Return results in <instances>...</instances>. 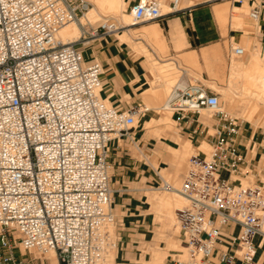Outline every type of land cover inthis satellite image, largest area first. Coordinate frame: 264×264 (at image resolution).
Wrapping results in <instances>:
<instances>
[{
  "label": "built area",
  "instance_id": "built-area-1",
  "mask_svg": "<svg viewBox=\"0 0 264 264\" xmlns=\"http://www.w3.org/2000/svg\"><path fill=\"white\" fill-rule=\"evenodd\" d=\"M222 1L232 11L252 1L249 18L261 19L263 0ZM179 2L163 13L157 0H141L130 12L136 25L159 22L177 13ZM91 7L87 0H0V264H24L18 250L54 251L59 264H110L117 224L111 144L149 108L111 106L101 96L102 63L87 61L80 47L124 26L108 19L93 33L81 26L77 42L59 39ZM231 50L246 55L242 46ZM163 110L178 121L203 110L215 118L200 132L210 150L204 153L202 142L189 158L181 187L162 180L164 191L187 202L177 211L186 257L170 264H253L264 242V187L241 182L263 171L241 151L242 123L201 82L176 83ZM227 226L238 236L220 250Z\"/></svg>",
  "mask_w": 264,
  "mask_h": 264
},
{
  "label": "crops",
  "instance_id": "crops-1",
  "mask_svg": "<svg viewBox=\"0 0 264 264\" xmlns=\"http://www.w3.org/2000/svg\"><path fill=\"white\" fill-rule=\"evenodd\" d=\"M140 1L128 0L129 9L139 4ZM172 1L164 0L169 5V8L172 6ZM227 3L222 0H180L179 6H177L179 8L177 13L168 14L158 23L140 24L141 26L139 27L137 25L130 27V29L128 28V30H131L128 32V42L120 40L118 33V37L115 34L93 39V43H96L93 47L94 50L85 48L83 52L87 61L96 59L104 67L102 98L107 99L114 107L125 110L137 106L148 107V105L156 106L159 104L160 99L155 95L154 89L156 90L160 87L153 85L158 80L156 70L148 61L147 53L144 51L153 55L155 53L144 39L133 41L129 35L130 32H138L151 44L153 40L150 39L146 30L154 25L159 27L165 39V46L162 51L165 54L169 53L170 56H181L185 62H191L190 57H196L197 63H191L203 69V78L206 81H209L210 74L221 79L224 78L226 50L227 46H232L233 40L235 43L249 49L246 61L250 60L252 53L257 50L264 64V0L260 21L254 22L250 18H245L244 26L247 32H235V35L232 32L231 24L224 27L217 15V10L225 9L224 6ZM161 23L165 25V28L161 26ZM124 43H128V45ZM141 48H143V52H139L138 49ZM165 62L168 61H164L163 64ZM176 66L178 67L177 64ZM181 73L179 84L181 86L191 84L187 71L182 70ZM148 108L149 111L140 116V118L152 119L159 116L155 108ZM250 109V106L243 109L246 116ZM257 113L258 111L249 118L252 119ZM174 122L178 126L173 132H167L161 136L159 133L161 129H157L160 137H154L145 130L139 131L134 128L129 132L128 136L114 140L111 144V182L115 191V213L119 216L117 264H144L139 261H133V251L128 250V223L135 226L136 223L142 221L138 220L137 212L140 206L136 200V194L139 192L136 185L149 175L150 170L151 172H158L155 165L163 170H169L173 163L183 162L184 158L179 153L183 152L187 145H191L192 149H195L197 153L202 142L207 143L208 141L200 133L202 128L214 125L211 121L202 118V115L193 114H189L181 121L174 117ZM162 123L166 122L162 121ZM239 144L249 163L260 167L262 163L260 159L264 157V130H256L248 126L244 127ZM184 176L182 175V179ZM249 178L258 179L259 175L254 172L245 180ZM160 198L156 202L157 207L159 206ZM129 215H133V218L128 220ZM158 218L160 222H163V227H170L169 223L163 220L160 215ZM145 221L144 219L143 224L136 226L137 229L139 227H147ZM130 231L137 232L134 228H131ZM143 233L146 234L145 232ZM222 233L224 240L223 248H220V250L230 249L238 236V230L233 226H227L222 228ZM129 237L137 238L139 234H132ZM257 242L260 243V240L258 239ZM154 256L157 259L161 257L158 251H155ZM212 262L213 264H222L216 258ZM236 264L242 263L237 262ZM253 264H264V242L261 243Z\"/></svg>",
  "mask_w": 264,
  "mask_h": 264
},
{
  "label": "rangeland",
  "instance_id": "rangeland-1",
  "mask_svg": "<svg viewBox=\"0 0 264 264\" xmlns=\"http://www.w3.org/2000/svg\"><path fill=\"white\" fill-rule=\"evenodd\" d=\"M260 1L261 0H257L258 3H260ZM157 2L161 4L163 13H167L170 11L169 5L166 4L164 0H157ZM224 7L226 9V14H227L226 26H229V24H231L233 34L235 35L237 32L238 33L247 32V29L244 26V19L249 18L250 11L253 8L252 1H250L249 3L246 2L242 6L236 4L234 7L235 9H233V11H232V5L230 3L225 4ZM240 12L242 15L240 14ZM125 13L130 14L128 0L126 1ZM105 17L106 18L99 19L97 22H94L92 25H86L87 24L86 23L85 24L86 26H84V29L88 33H93L94 30L100 24L105 22V19H112V20L116 19L118 21H122L120 15L109 14V15H106ZM129 21L131 23L133 20L131 19L128 20V23ZM151 23H158V22L152 21V22L143 23L141 25H148ZM141 25H138L137 27ZM161 26L165 28V25H163L162 23H161ZM78 27L80 28L81 25L79 24ZM116 36L118 37L117 33H116ZM130 36L133 39V41L136 39H141V38L146 41L150 49H152V51L155 53V55H153L152 53L147 52L148 53L147 56L151 60H153V64H156V66L154 65V68L155 67L157 68L158 65H160V62L163 63L164 61H171L178 65L177 67L174 64L172 66L173 68L169 69L170 71V72L168 71V74L170 75L168 76L169 78L164 77V75L157 76L158 78V80L156 81L157 85L155 83L153 85L155 87L159 86L160 88L156 90L154 89V91L161 90L164 88V86H166L164 97L160 99L159 104H157L156 106L148 105V107H150L151 109L155 108L157 114L159 115L157 118H152V119H158V118L163 117L164 115H168L170 121H168L167 123L169 124L162 123L156 120H155L156 121L155 123L153 122L152 124H150L152 120L151 118L148 119L146 117L145 118L139 117L137 119L136 126H135L137 130L139 131L145 130L149 132L151 135H153L154 137H160V135L162 136L166 134L167 132H173L177 129L178 125L176 124V122H174L173 113L169 111H164L163 107L168 101V97L171 94V90L173 86L176 83H178V81L181 79L182 70L187 71L191 84L201 82L205 84L207 87H209L210 89H212L213 92L217 93L220 96V102L222 104V107L226 111V113L239 119L240 123H242L243 128L248 126L256 130L258 129L264 130V99H263L264 96L260 95V93L256 94V93L251 92L244 76L238 77L237 79L233 81L234 83L229 84V81H230L229 77L232 72V66H233L234 61H239L242 59V57H237L231 50V47H236V45H239L235 43L234 40L232 42V46H227L224 78L221 79V78H218V76L210 74L209 81H206L203 78V69L201 67H198L191 62H185L181 56L175 57V56H170L169 53L165 54L163 51L160 50L159 46L155 42L151 41L152 45L149 44V42L143 36H141L138 32H131ZM126 41L128 42V40ZM124 44L128 45V43H124ZM131 44L135 46L134 43H131ZM95 45L96 43H93V39H89V40H86L80 47L82 48V50H84L85 48L94 50L93 47ZM139 45H142V44H139ZM138 50L139 52L141 51L143 52V48L138 49ZM248 53H249V49H248L247 54L244 56V59H246V57L248 56ZM256 53L260 54L256 50L254 53H252V55ZM260 64L263 65L264 67V64L262 61L260 62ZM228 66H229V72H228ZM228 84L232 88H230ZM229 89L230 90L232 89V90L228 91ZM235 91H237L236 93L237 96L236 94L234 95L232 94V93H235ZM109 104L113 106L110 102ZM256 104H258L259 110H258L257 115L251 119L249 118L250 112L248 114L247 113L248 111H247L246 113L248 115L246 116L245 111H243V109L247 108V106H250V107L256 106ZM201 115H202V118L208 121H211L213 124H215V118L213 117L211 112H209L208 110H203ZM158 128L161 129V132H159L160 135L158 134V131H157ZM201 150L204 153H208L210 150V147L209 145H205L204 147L201 148ZM195 154H196V150L189 148L186 151L185 156L183 157L184 158L183 162L178 163V164L173 163L169 170H163L159 166L155 165L156 170L159 172L160 176L164 180L169 182L175 188L179 189L181 187L182 180H183L182 175H185L187 172L188 160L191 156ZM260 160L262 163L259 169L261 168L263 173L260 175L258 179L249 178L248 180H242L241 183L243 186L260 185L264 187V157H262ZM158 172H154V171L151 172L150 170L149 175H147V177H145L142 181H140L139 184L136 185L138 186V189H139V192L136 194V200H137V204L140 206L137 214H138V220H142V221H140L139 223H136L135 226L130 225L128 223V250L133 251V255H134L132 259L133 261H139L144 264H170L175 259L182 260V259H185L186 257L185 256L186 252L184 250L183 240L180 234V228H179V224L177 220V211L179 209H183L186 206L187 202L185 201L184 198L176 196V194L166 192L162 189V180H161V177H159ZM164 195H170V196L175 197L176 199V202L172 209L171 217L170 218L161 217L163 220L169 223L170 227L168 228L163 227V222L159 221V218H158L159 211L156 206V202L159 199V197H162ZM151 200L154 202V206ZM115 204H116V200H115ZM132 218H133V215H131L128 218V220ZM144 219L146 220L145 222H146L147 227H139L138 228L140 230L139 231L136 226L138 225L140 226V224H143ZM117 220H118L117 225L111 231L114 245L110 250V255H109L110 264H117L116 255H117V241H118L117 231H118L119 216H117ZM131 228L136 229L137 232L130 231ZM143 232H145L146 234H144ZM137 233L139 234V237L137 238L129 237L130 235L137 234ZM155 251H158L160 253L161 255L160 258L157 259L154 256ZM17 255L20 259H22L25 262L24 264H59L57 257L53 256L54 258H52L51 253L50 254L49 253L40 254L38 252H33L30 254L24 251L20 252L18 250Z\"/></svg>",
  "mask_w": 264,
  "mask_h": 264
},
{
  "label": "bare ground",
  "instance_id": "bare-ground-1",
  "mask_svg": "<svg viewBox=\"0 0 264 264\" xmlns=\"http://www.w3.org/2000/svg\"><path fill=\"white\" fill-rule=\"evenodd\" d=\"M87 1H89L91 3L92 7L85 14V16L83 18H81L80 25L83 27L86 25H92L94 22H97L99 19L106 18L105 16L109 15V14L120 15L122 21H118L116 19L115 20L119 23L120 26H124L125 28L118 31L117 33L119 34V36L121 38V39L119 38L120 40L127 42L126 40H128V32L131 31V30H128V28L130 29V27L137 26L134 23L133 15L131 14V12H130V14L125 13L127 0H87ZM144 1H147V0H144ZM240 14H241V12H240ZM217 15L221 21V24L225 27L226 26V17H227L226 9L223 8V9L217 10ZM130 19L133 21L131 23L129 21V23H128V20H130ZM107 20L108 19H105V22ZM78 25H77V23H73V24H70V25L64 27L58 35L59 39L65 44L79 41L83 36V32H82L81 27L79 28ZM146 32L149 35L150 39H152L159 46L160 50L162 51V48L165 46V39H164L159 27L157 25H154V26L150 27V29H147ZM130 33H129V35H130ZM236 46H239V45H236ZM243 48H245V47H243ZM245 50H246V54H247L248 49L245 48ZM144 52L147 53L146 51H144ZM237 57H240V56H237ZM147 59L152 64L153 67H154V65L156 66V64H153V60H151L148 56H147ZM190 60L193 63H197L196 57H190ZM261 61H262L261 55L258 53L251 55V58L248 61H246L244 59V56L242 57L241 60L234 61L233 66H232V72H231V75L229 77V80H230L229 84L234 83L233 81L235 79H237L238 77L244 76L251 92L256 93V94L260 93V95L264 96V67H263V65L260 64ZM173 65H174V62H171V61L165 62L164 64L160 63V65H158L157 68L155 67L156 75L157 76L164 75V77L169 78L168 76H170V75L168 74V71L170 68H173L172 67ZM229 84H228V86H229ZM230 88H232V87H230ZM165 90H166V86H164V88L161 90L155 91V95L159 99H162V97H164ZM231 90L229 89L228 91H231ZM236 93H237V91H235V93H232V94L234 95ZM236 96H237V94H236ZM169 97H168V100H169ZM235 98H237V97H235ZM252 102H253V100H252ZM167 103H168V101L166 102L165 106L167 105ZM258 108H259L258 104H256V106L251 107V109L249 111L250 114L248 113L249 117H252L258 111ZM155 120L160 121V122L163 121L166 123L168 121H170L168 115H164L163 117L158 118V119H152L151 122L155 123L156 122ZM205 145H208V144L204 143L202 147H204ZM189 148H192L191 145H187V147L184 149V151L180 152L179 154L182 157H184L186 151ZM159 177H161V176H159ZM161 180H164V179L161 177ZM164 181H166V180H164ZM168 184H170V183L168 182ZM171 186H173V185H171ZM169 193H173V194H176V196L182 197L179 193H176V192H169ZM175 202H176V199L173 196H170V195L162 196L160 198V201H159V206L157 207L160 217L170 218ZM50 253L52 255V258H54L53 256H56V253L54 251H52Z\"/></svg>",
  "mask_w": 264,
  "mask_h": 264
}]
</instances>
